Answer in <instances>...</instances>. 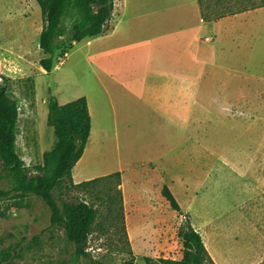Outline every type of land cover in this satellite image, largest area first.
Instances as JSON below:
<instances>
[{
    "label": "crops",
    "instance_id": "1",
    "mask_svg": "<svg viewBox=\"0 0 264 264\" xmlns=\"http://www.w3.org/2000/svg\"><path fill=\"white\" fill-rule=\"evenodd\" d=\"M247 11L207 14L204 0H114L107 31L74 42L65 59L80 53L76 62L87 72L81 93L57 100L85 97L91 116L75 183L119 174L124 205L132 208L148 197L143 188L155 177L202 236L214 264L264 261L260 226L246 220L248 201L264 195V97L253 94L264 82L257 77L255 85L231 92L236 65L253 61ZM238 102L252 104L244 123L229 111ZM239 127L256 136L254 147L239 150L247 160L229 137ZM235 177L248 197L225 207L223 192ZM129 240L133 248L153 247L141 228Z\"/></svg>",
    "mask_w": 264,
    "mask_h": 264
},
{
    "label": "rangeland",
    "instance_id": "2",
    "mask_svg": "<svg viewBox=\"0 0 264 264\" xmlns=\"http://www.w3.org/2000/svg\"><path fill=\"white\" fill-rule=\"evenodd\" d=\"M204 2L207 14H234L249 10L247 35L251 49L247 57L253 61L236 65L231 92L235 94L240 89L238 84L243 87L245 83L255 85L257 77L264 82V7H259L262 0ZM81 18L82 12L76 1L68 0L62 32L55 39L53 70L47 73L40 66L41 59L51 57L40 48V35L45 25L41 7L36 0H0V87H5L19 101L17 152L31 174L46 171L45 154L52 151L57 143L53 129L47 124L49 103L52 100L64 103L81 93L80 82L83 83L87 72L84 62L80 66L76 62L80 53L59 64V58L66 59L74 47L72 27ZM64 50L66 56L62 55ZM253 89V94L264 97V86ZM242 104H233L230 107L234 108L229 111L244 123V119L248 120L254 113L248 109L251 103L247 104L248 108H240ZM209 125L212 126L211 123ZM210 136L206 134V155L211 158ZM229 137L238 155L247 160L246 154L239 150L250 145L254 147L256 136L251 137L239 127ZM153 178L143 188L148 197L133 203L132 208L124 205V193L117 178L100 179L83 187L70 188L63 196L54 193L61 208L63 200L74 198L97 210L86 257H77L74 244L67 240L64 230L51 226L50 210L40 198L13 194L0 204V264H151L162 260L180 261L184 249L179 233L187 219L171 208L162 195L163 183ZM241 182L235 177L223 192L226 194L225 207L239 204L243 200L242 195L244 199L248 197L239 189ZM12 187L0 161V188L10 190ZM248 203L246 220L249 224L259 225L264 236V195L258 199L254 197ZM135 228H141V234L152 239L153 247H132L129 234ZM139 242L136 238L135 244ZM5 251L10 253L9 262L1 261ZM204 264L214 263L204 257Z\"/></svg>",
    "mask_w": 264,
    "mask_h": 264
},
{
    "label": "trees",
    "instance_id": "3",
    "mask_svg": "<svg viewBox=\"0 0 264 264\" xmlns=\"http://www.w3.org/2000/svg\"><path fill=\"white\" fill-rule=\"evenodd\" d=\"M36 1L45 20L40 35V48L51 56L41 59L40 66L50 73L56 52L55 39L62 32V19L68 0ZM75 1L82 12V18L72 27L73 42L96 38L107 31L114 10V0ZM263 6L264 0L259 7ZM66 54L64 50L62 55ZM19 108V101L11 96L5 87H0V161L6 178L13 185L10 190L0 188V204L15 193L40 198L50 210L51 226L64 230L67 240L74 244L77 257H86L87 243L97 219V210L90 204L74 198L63 200L61 208L54 193L58 192L63 196L70 188L83 187L100 180L75 184L72 173L84 154L91 133L92 121L87 100L81 97L64 105H60L57 100L49 103L47 124L53 129L57 143L52 151L45 154L46 171L42 174H31L17 152ZM106 178H117L120 182L119 174ZM162 194L172 209L181 213L177 200L167 187H164ZM179 236L184 249L183 258L180 261L162 260L151 264H204V257L211 260L202 236L189 221L180 230ZM2 255L1 261L9 262V251L3 252Z\"/></svg>",
    "mask_w": 264,
    "mask_h": 264
},
{
    "label": "built area",
    "instance_id": "4",
    "mask_svg": "<svg viewBox=\"0 0 264 264\" xmlns=\"http://www.w3.org/2000/svg\"><path fill=\"white\" fill-rule=\"evenodd\" d=\"M64 61H65V58H59L60 65L64 64ZM18 110H19V117H20V108Z\"/></svg>",
    "mask_w": 264,
    "mask_h": 264
}]
</instances>
